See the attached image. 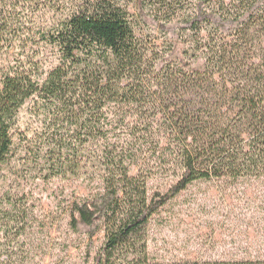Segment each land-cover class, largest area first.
<instances>
[{"label":"trees","instance_id":"16d2710c","mask_svg":"<svg viewBox=\"0 0 264 264\" xmlns=\"http://www.w3.org/2000/svg\"><path fill=\"white\" fill-rule=\"evenodd\" d=\"M160 1L173 8L165 23L160 13L147 12V0H136L135 15L113 0L88 1L39 33L41 42L60 54L46 79L31 65L0 73V166L13 152L17 115L37 98L36 109L47 118L36 143L40 152L50 150L47 180L89 183L83 197L71 203L69 218L71 228L87 229L91 240L104 234L94 264H264L261 258L149 259L147 225L192 185L264 177V54L253 44L264 26V0H190L194 5L184 15L180 4L187 0ZM140 26L178 37L193 34L204 69L184 73L158 65L138 37ZM5 38L0 34V53L9 45ZM118 106L139 107V117L147 112L160 117L174 155L167 172L178 178L166 192L150 195L152 173L132 174L128 157L113 148L104 151L97 173L84 172L86 151L108 139L109 109ZM22 200L7 197L17 216L7 213L5 220L26 217ZM7 229L0 223V235ZM13 258L0 243V264H24Z\"/></svg>","mask_w":264,"mask_h":264},{"label":"rangeland","instance_id":"374dc122","mask_svg":"<svg viewBox=\"0 0 264 264\" xmlns=\"http://www.w3.org/2000/svg\"><path fill=\"white\" fill-rule=\"evenodd\" d=\"M88 1L95 0H0V34H5L9 44L0 53V73L31 65L40 80L46 79L60 64V54L41 42L39 33L56 27ZM113 1L136 14V0ZM147 1V12L160 13L161 23L172 15L173 8H165L164 1ZM192 4L190 0L180 4L183 15ZM172 20L177 23L176 17ZM140 27L138 37L150 47L158 65L177 66L176 71L184 73L204 69L205 60L194 48L193 34L182 32L178 37L156 27ZM259 35L253 44L264 54V26ZM37 104V98L29 100L17 115L14 149L0 166V223L8 224L0 243L24 264H94L104 234L91 240L87 229L74 231L69 218L71 203L83 197L89 183L47 180L50 150L42 147L40 152L36 146L47 118L38 112ZM138 110L136 106L109 109L108 139L86 151L84 172L97 173L104 151L113 148L128 157L132 174L139 170L152 173L150 195L164 193L178 180L167 172L173 167L174 155L163 139L166 131L160 117L154 112L139 117ZM162 167L165 176L159 174ZM9 195L22 197L24 219H4L7 213L17 216L7 202ZM145 234L153 263L264 259V177L195 183L152 217Z\"/></svg>","mask_w":264,"mask_h":264}]
</instances>
